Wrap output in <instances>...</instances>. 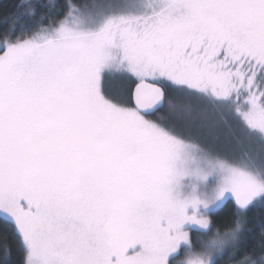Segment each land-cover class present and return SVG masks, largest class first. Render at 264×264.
Listing matches in <instances>:
<instances>
[{
    "label": "snow or ice",
    "instance_id": "1",
    "mask_svg": "<svg viewBox=\"0 0 264 264\" xmlns=\"http://www.w3.org/2000/svg\"><path fill=\"white\" fill-rule=\"evenodd\" d=\"M16 8L43 15L0 31V264H264V155L202 143L264 144V0Z\"/></svg>",
    "mask_w": 264,
    "mask_h": 264
},
{
    "label": "trees",
    "instance_id": "2",
    "mask_svg": "<svg viewBox=\"0 0 264 264\" xmlns=\"http://www.w3.org/2000/svg\"><path fill=\"white\" fill-rule=\"evenodd\" d=\"M18 0H0V31H3L5 28L12 27L13 18L14 23L17 29V34L21 28L25 29L29 33L34 32L41 26V15L43 11L38 12L35 17L32 15H17V5ZM44 2H54L58 7L62 6L67 0H44ZM94 0H73V3L77 6H85L93 3ZM5 19H8L9 23H5ZM119 74H109L103 81V87L105 91L114 98L126 97L132 87L135 85L130 80V85L126 88L121 86V82L118 80ZM255 215V213L253 214ZM210 220L213 227V232L220 231L221 233L228 230L229 225L233 223V219L230 213L225 209L223 211H217L216 214L210 216ZM193 241L196 240V236L192 234ZM255 239H259V232L257 231ZM19 255L15 252L12 256V264H19ZM220 264H230L229 257L224 256L220 261Z\"/></svg>",
    "mask_w": 264,
    "mask_h": 264
},
{
    "label": "rangeland",
    "instance_id": "3",
    "mask_svg": "<svg viewBox=\"0 0 264 264\" xmlns=\"http://www.w3.org/2000/svg\"><path fill=\"white\" fill-rule=\"evenodd\" d=\"M118 80L121 82L123 88H126L131 84L130 79L123 75H119ZM202 143L217 152L230 156H243L245 153L255 156L264 155V144H261L258 141L249 140H241L237 142L227 129H221L214 137H203Z\"/></svg>",
    "mask_w": 264,
    "mask_h": 264
},
{
    "label": "water",
    "instance_id": "4",
    "mask_svg": "<svg viewBox=\"0 0 264 264\" xmlns=\"http://www.w3.org/2000/svg\"><path fill=\"white\" fill-rule=\"evenodd\" d=\"M135 85L132 87V89H134Z\"/></svg>",
    "mask_w": 264,
    "mask_h": 264
},
{
    "label": "bare ground",
    "instance_id": "5",
    "mask_svg": "<svg viewBox=\"0 0 264 264\" xmlns=\"http://www.w3.org/2000/svg\"><path fill=\"white\" fill-rule=\"evenodd\" d=\"M132 90V89H131Z\"/></svg>",
    "mask_w": 264,
    "mask_h": 264
}]
</instances>
